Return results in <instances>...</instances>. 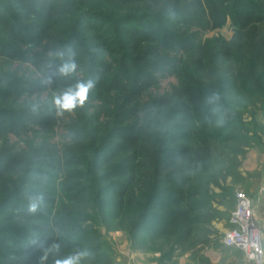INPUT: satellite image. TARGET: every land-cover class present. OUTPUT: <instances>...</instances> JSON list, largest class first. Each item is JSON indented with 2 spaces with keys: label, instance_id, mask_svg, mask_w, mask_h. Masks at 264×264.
Here are the masks:
<instances>
[{
  "label": "trees",
  "instance_id": "1",
  "mask_svg": "<svg viewBox=\"0 0 264 264\" xmlns=\"http://www.w3.org/2000/svg\"><path fill=\"white\" fill-rule=\"evenodd\" d=\"M226 20L229 41L199 43ZM60 51L74 73L59 75ZM0 59L28 62L51 96L23 100L36 88L0 75V264L77 251L113 264L98 218L127 220L157 253L212 219L213 156L249 134L240 108L264 112V0H0ZM166 77L176 83L153 94ZM88 80L84 105L58 111L54 97ZM8 135L36 143L15 151Z\"/></svg>",
  "mask_w": 264,
  "mask_h": 264
},
{
  "label": "rangeland",
  "instance_id": "2",
  "mask_svg": "<svg viewBox=\"0 0 264 264\" xmlns=\"http://www.w3.org/2000/svg\"><path fill=\"white\" fill-rule=\"evenodd\" d=\"M131 15L133 18H136L135 14L132 13ZM233 35L234 31L231 27V24L229 20H226L221 26L213 27L201 32L198 41L200 44H205L207 41L211 40L229 41ZM0 75H5L9 78H12V81L15 83L21 82L25 85L32 86V88H36V91L30 96H23V100H37L40 103H45V101L50 100L51 96L49 90L46 89V87L43 85L40 75L34 72L33 68L28 62L4 61L0 59ZM175 83V79L172 77L160 78L158 79L155 88H153L151 92L153 94L162 95L169 90L171 85H174ZM258 105L256 109L246 105L244 108H240L244 109L242 110L241 118L242 121L247 124L249 134L246 138H244L245 141L239 147V150H236V148L230 144L226 146L220 145L218 147L220 149L214 154V159L217 157L218 159L217 162L212 165L213 169H215L217 172L220 171L222 175L220 176L219 174L215 178V180H217L218 187H213L212 185L209 186L208 191L210 193L220 195V197L232 196L234 202L235 193L240 191L239 189H235V186L239 178L238 170L241 168L244 159L249 155L250 152L264 153V112H261V110L258 108ZM58 116L62 118L60 114ZM65 119L66 118H64L63 121H65ZM54 131L56 132V136L53 138L52 143L56 142L59 144L61 141H63L61 140L64 133L63 125L61 123L58 124V126L54 128ZM26 141L28 142L29 146H34V143H36V141L33 140V137L30 135L21 140L14 138L12 135H8L7 137L8 147L15 151H27L29 146L27 147V145H25ZM1 142L2 141L0 140V145ZM57 178L58 177H56V181ZM55 196L57 197V193L53 188V197L55 198ZM214 204H212V206ZM232 209L230 211H232ZM208 215L212 217V219L207 225L199 227L198 233H196L190 243L178 246L173 244L166 245L165 243L159 252L157 262L171 264V260L173 258H177L181 252L193 248L198 241L204 242L208 233L209 235L214 234L215 231L212 224L222 223L223 226H226L228 223L229 215L224 217V213L218 211L217 208L212 207L208 212ZM225 220H227V223ZM91 226L95 227L99 232L100 242L103 244L102 246L105 248V251H107V253L111 256L113 264H118L119 258H128L131 251L152 254L155 252H152L147 248H160L159 245L156 246L154 243L147 244L143 241L141 242L138 235L139 230L134 231L132 224L127 220L119 222L118 219L113 220L109 218V220L106 219L103 221V219L98 218ZM144 247L146 249H144Z\"/></svg>",
  "mask_w": 264,
  "mask_h": 264
},
{
  "label": "crops",
  "instance_id": "3",
  "mask_svg": "<svg viewBox=\"0 0 264 264\" xmlns=\"http://www.w3.org/2000/svg\"><path fill=\"white\" fill-rule=\"evenodd\" d=\"M238 177L235 189L242 191L252 203L253 212L261 230L262 248H264V153L250 152L238 170ZM233 204L232 196L220 197L219 195L213 207L227 217ZM225 222L227 223V220ZM212 226L214 234L208 233L204 242H196L193 248L173 258L171 264H252L245 260L240 251L223 246L222 237L229 229L228 223L226 226L222 223H214ZM158 257L159 253L156 252L145 254L131 251L128 258H119L118 264H163L157 262Z\"/></svg>",
  "mask_w": 264,
  "mask_h": 264
},
{
  "label": "built area",
  "instance_id": "4",
  "mask_svg": "<svg viewBox=\"0 0 264 264\" xmlns=\"http://www.w3.org/2000/svg\"><path fill=\"white\" fill-rule=\"evenodd\" d=\"M228 225L229 229L222 237L223 246L240 251L252 264H264L261 230L250 199L241 191L235 193Z\"/></svg>",
  "mask_w": 264,
  "mask_h": 264
},
{
  "label": "clouds",
  "instance_id": "5",
  "mask_svg": "<svg viewBox=\"0 0 264 264\" xmlns=\"http://www.w3.org/2000/svg\"><path fill=\"white\" fill-rule=\"evenodd\" d=\"M63 63L58 68V73L61 76H66L76 71V64L71 60H64L65 52L60 51L56 53ZM51 79L49 78V81ZM94 87V81L88 80L86 82H78L74 87L68 88L62 94L54 97V104L58 111H72L77 106H83L88 98L89 91ZM213 99H218V97L210 98V102ZM36 110L35 108L33 109ZM42 202V197L33 198L32 202L28 206V212L35 213L40 203ZM59 248V245H56ZM89 253L87 251H77L66 258H59L55 260V264H81V262L88 257Z\"/></svg>",
  "mask_w": 264,
  "mask_h": 264
}]
</instances>
